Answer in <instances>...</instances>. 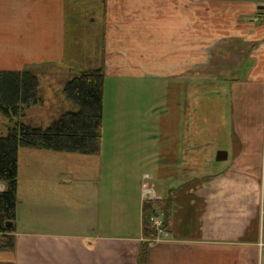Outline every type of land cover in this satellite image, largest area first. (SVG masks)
I'll return each mask as SVG.
<instances>
[{
    "label": "crops",
    "instance_id": "0c3cea01",
    "mask_svg": "<svg viewBox=\"0 0 264 264\" xmlns=\"http://www.w3.org/2000/svg\"><path fill=\"white\" fill-rule=\"evenodd\" d=\"M70 1L0 0V70L36 66L46 73L49 68L61 69L67 46L66 6ZM106 38V75L121 77L129 73L139 77L143 70L146 76L166 74L177 85L187 86L204 79L220 80L207 72L213 68L221 69V75L230 80L246 69L247 81L264 86V0H107ZM209 59H216L217 64L212 65ZM59 83L62 92L63 82ZM42 93L46 99L44 87ZM63 107L71 109L68 102ZM147 146L144 160L155 167L156 147ZM257 146L245 142L240 147L244 151L243 176L217 174L197 181L196 190L191 191L169 186L167 200L174 201L173 209L181 208L182 216L186 213L185 220L189 217L187 200L192 199V206L197 204L196 225L195 221L191 226L186 223L179 233L167 228V239L154 241L143 235L144 200L139 204L137 232H112L107 216L110 192L95 189L99 181L95 176L87 175V180L80 176L71 155L48 153L41 165L49 173L62 171L49 187H40L48 182L38 184L36 197L38 200L45 194L60 199H52L39 209L35 228L20 230L18 209L24 200L20 199L18 185L16 249L0 252V262L138 264L141 245L149 241L147 264H264L263 142ZM253 150H257L256 155ZM164 163L169 165L167 160ZM177 178L170 176L173 182ZM185 178H180V184ZM71 180L82 187L73 192L76 185L68 187ZM241 183L243 187H239ZM5 188L0 182V193ZM74 206L81 210L95 207L98 213L105 208L107 215L76 224L72 232L65 230L68 225L57 228L52 216L60 214L58 209L66 211L64 208ZM48 221L54 224L47 227Z\"/></svg>",
    "mask_w": 264,
    "mask_h": 264
},
{
    "label": "rangeland",
    "instance_id": "374dc122",
    "mask_svg": "<svg viewBox=\"0 0 264 264\" xmlns=\"http://www.w3.org/2000/svg\"><path fill=\"white\" fill-rule=\"evenodd\" d=\"M87 41L86 39L85 45ZM209 61L212 65L217 64L216 59ZM227 66L229 68L230 63ZM56 72L57 68H49L46 73H38L42 80L41 89L44 87L47 90L45 103L29 107L24 116L15 118L16 121L47 127L63 112V106L67 102L73 109L65 94L60 92L62 84L54 76ZM145 72L147 71L142 70L139 77L129 73L121 77L107 75L103 143L99 155L36 148L19 150V193L20 199L24 200L18 209L20 230L35 228L39 209L50 200L59 198H47L45 194L38 200L36 197L40 189H37L38 184L48 182L40 187H49L48 184L56 180V176L58 180V174L62 171L49 173L48 168L41 165V160L48 157V153L71 155L74 159L73 166L80 176H95L99 180L94 184L95 189L101 187L104 194L106 190L110 192L109 210L107 209L109 215L105 208H101L100 213L95 212V207L93 210H81L77 209V205V208H64L66 211L58 209L60 214L52 216L56 220L55 226L60 229L61 226L68 225L69 228L65 229L67 232H72L71 228L76 224H87L107 215L112 232L136 233L141 221L139 204L141 206L143 200L144 203L161 200L166 226L175 228L179 233L186 223L191 226L195 221L194 226L196 225L197 204L192 206V199H185V210L189 215L185 220L186 213L182 216L181 208L176 206L173 209L174 201L167 200L166 189L169 186L191 191L196 190L197 181L207 177L230 172L233 176L245 174L244 151L240 147L245 142L255 148L263 142L264 147V86L247 81L246 69L234 74V78L238 79L235 81L234 78L225 79L224 74L221 75V69L213 68L207 72H213L220 80L204 79L199 84L187 86L177 85L166 74L162 77H149L144 75ZM8 123L9 118L0 114V135L7 134L5 125ZM148 144L156 147L155 167L144 160ZM219 150L228 152L227 161H216ZM256 154L257 150H253V155ZM169 155L171 158L168 159ZM166 160L169 165L173 162L172 165L166 163L165 166ZM57 167L63 169L62 166ZM148 173L151 175H146ZM170 176L171 179L178 177V181H171ZM182 176H186V180L180 184ZM63 178L60 180L65 183ZM71 182L73 183L68 187L73 189L76 185L73 192L82 187L73 180ZM90 184L91 181L86 186ZM238 185L243 187L242 183ZM144 189L151 190L148 193L152 199L149 194L145 196ZM160 190L164 192L162 195L159 194ZM53 224L54 221H48L46 225L50 227ZM79 231L75 229L74 232ZM81 232H85V229H81Z\"/></svg>",
    "mask_w": 264,
    "mask_h": 264
},
{
    "label": "trees",
    "instance_id": "16d2710c",
    "mask_svg": "<svg viewBox=\"0 0 264 264\" xmlns=\"http://www.w3.org/2000/svg\"><path fill=\"white\" fill-rule=\"evenodd\" d=\"M106 29L107 0H71L67 4L66 52L61 69L54 76L63 82L62 92L73 109H63L50 126H32L15 120L24 116L29 107L45 103L41 77L38 75L40 69L28 66L21 70H0V114L9 118V123L5 125L7 134L0 135V182L6 185L0 193V252H13L16 249L18 157L21 148L85 155H99L102 151L107 77ZM163 206L161 200L144 203L145 239L156 237L157 231L150 218L164 211ZM10 222L14 223L13 228L7 227ZM150 244L149 241L142 243L138 264L148 263Z\"/></svg>",
    "mask_w": 264,
    "mask_h": 264
},
{
    "label": "water",
    "instance_id": "95a60500",
    "mask_svg": "<svg viewBox=\"0 0 264 264\" xmlns=\"http://www.w3.org/2000/svg\"><path fill=\"white\" fill-rule=\"evenodd\" d=\"M228 159V152L224 151V150H220L218 151L217 153V156H216V160L217 161H226ZM7 227L8 228H13L14 227V223L13 222H10L7 224Z\"/></svg>",
    "mask_w": 264,
    "mask_h": 264
},
{
    "label": "built area",
    "instance_id": "2783aa9c",
    "mask_svg": "<svg viewBox=\"0 0 264 264\" xmlns=\"http://www.w3.org/2000/svg\"><path fill=\"white\" fill-rule=\"evenodd\" d=\"M152 220L156 224V227L159 229L160 233L163 235L164 234V230L162 228V222L160 220L156 219V218H152Z\"/></svg>",
    "mask_w": 264,
    "mask_h": 264
}]
</instances>
